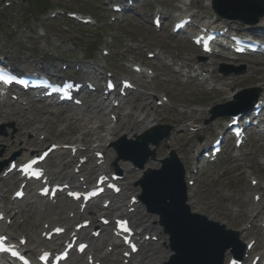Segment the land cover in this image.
Segmentation results:
<instances>
[{"label": "rangeland", "instance_id": "rangeland-1", "mask_svg": "<svg viewBox=\"0 0 264 264\" xmlns=\"http://www.w3.org/2000/svg\"><path fill=\"white\" fill-rule=\"evenodd\" d=\"M38 1L0 0V53H6L7 56L18 61L25 57L30 66H34L37 61H40V65L44 68L51 66L53 71L62 64L59 62V58H63L64 63L71 67H73V63L80 62L85 58L87 61L102 63L117 78L131 75L130 64L140 65L142 63L146 67L150 66L149 68L154 70L155 77L152 80L138 81V91L126 100L128 107L123 114L125 112L131 114L134 123L130 126H134V132L138 133L144 130L148 121L153 119L149 116L136 125L140 114L139 106L144 104L143 95L146 93L167 97L169 104L158 109L154 118L158 120L157 124H167L173 129H183L191 124L200 126L203 124V118H208V115L201 117L192 112L204 111L215 104L226 102L225 94L218 95L213 90L208 91L212 87H204L196 81H187L162 64L146 59V52L153 50H162L169 61L174 58L178 60L188 58L196 62L197 56L202 57L199 51L183 38L173 39L169 34V29L157 32L151 24L150 17L158 8L164 12V18H169L177 7H181L182 0H146L136 6L123 22H119L117 19L115 22H111L112 14L109 12V6L116 1L125 3L126 0H46V5L49 7L41 10L38 7L34 8L33 3ZM5 2L10 6H4ZM206 4V0H193L192 8L200 10L201 14H209ZM60 9L90 15L98 22L94 25L81 26L68 20L66 16H58L52 21L45 20L49 14L58 12ZM92 11L95 14H92ZM45 12L46 14H44ZM170 21H173V17ZM169 23L165 22L167 28H169ZM232 26L240 30L243 29L240 22H233ZM103 49L109 51L108 59H103L101 52ZM221 63L216 62L214 69L216 75L223 76L225 81L216 83L218 85L214 87L231 81V93L242 88H259V85L264 87V58L244 57L226 63L235 68L244 66V71L241 74L219 73ZM78 78H85V75L80 73ZM0 114L3 118L6 116L11 118L12 114L17 115L8 121L0 120V123H4V130L0 135L1 160L5 156L21 154L20 147L23 142L33 138V135H30L32 129L21 128L19 131L20 117H24L26 122L29 120L34 122V128H37L39 133H43L52 141L80 140L81 142L89 141L88 144L94 141L92 137L83 138L82 136V132L89 129L93 122H86V126H83L82 121L87 120L90 115L93 116V113L85 109H73L67 106L51 108L46 103H34L27 111L18 105L8 107L0 104ZM94 116L96 121L102 123L105 128L109 126L101 114L97 113ZM184 116L189 117L184 122L177 123ZM219 121L220 119L217 120V122ZM126 127L124 119L121 124L119 123L117 135H120ZM180 133L175 135L172 132L173 145L181 162L187 166L192 163V152L195 150L198 139L211 136V132L184 136ZM188 144L191 145L188 146ZM165 146V143L159 146L158 158H162L166 154ZM28 147L36 149V146ZM8 148H11L9 152ZM240 153L243 155L245 163L234 160L231 147L227 146L217 163L202 168L200 174L196 176L197 181L194 187L196 196L190 200L192 211L238 231L250 222L249 219L247 220L249 216L246 214L245 217L243 214L251 209L243 198V192L248 189L247 179L243 174L248 173V176L252 174L260 180L262 185L264 184V164L260 162L264 160V143L259 142L256 136L251 135L249 143L240 150ZM54 157L55 155H52L47 161L50 169L54 166ZM147 166L155 167L153 163ZM13 181L14 178L8 179L4 187L0 184V190L5 192L4 189ZM17 206L19 215L14 217V225L9 227V231L16 235H28V233L37 231L34 228L37 222V205L31 200H24ZM14 212L12 210L10 216ZM51 213L53 214V212ZM244 222L245 225H242ZM250 239L257 240V252H264L263 233L252 232L249 236Z\"/></svg>", "mask_w": 264, "mask_h": 264}, {"label": "bare ground", "instance_id": "bare-ground-1", "mask_svg": "<svg viewBox=\"0 0 264 264\" xmlns=\"http://www.w3.org/2000/svg\"><path fill=\"white\" fill-rule=\"evenodd\" d=\"M209 1L207 0L208 4L207 7L209 5ZM184 16H189V17H194L197 19L198 22L202 21L204 19V17L202 16H197L195 13H189V15H184ZM183 16V17H184ZM182 18V17H181ZM245 29L243 30V32L245 31H254L256 29H264V18L261 19L259 21L258 24H256L255 26H246L244 27ZM158 58L162 61V57L158 56ZM175 63V64H174ZM172 64L173 68L175 69L176 72H179V74L183 77H187L188 75H190L191 78H194L193 80H196L197 82H199L200 85H206V86H212L213 83H216L218 81H225L224 77H219L215 74V69L214 64L210 63V62H206V63H195V67H193L190 71L192 72L193 76H191L190 71L187 73V71H185V68L189 67L191 63H193L192 60L188 59V58H184V59H175V62ZM83 67H86L87 69L90 70H95V68H93V66L91 65H82ZM98 69H100V66L96 65ZM170 66V65H169ZM232 81L230 83H223L222 85H220L219 88H211L210 90L216 94H226L227 100L232 98V95L230 93V87H231ZM261 88V86H260ZM216 89V90H215ZM262 89V88H261ZM96 96L94 97V99L89 98L87 95H84L82 97V102L83 105L87 108H89L90 110H99L101 111L104 115H106L107 112V107L102 106V101L104 98V94H103V89L97 90L96 92ZM264 98V94H260L258 97V100H262ZM154 99V96L152 95H147L145 97V101L146 103L144 105L141 106V113L148 115L149 112L151 111H155L156 110V106L152 104V100ZM2 102L7 105V106H11V104L14 103L11 102V100L9 99V97L6 98H2ZM114 114V113H113ZM204 112H201L200 115L201 117L204 116ZM109 116V115H108ZM17 117V115L12 114L11 118H15ZM189 116H184L182 119L178 120L177 123H182L184 122ZM11 118H9L8 116L6 117H2V114H0V120H11ZM21 118V122L19 124V131H21L22 129H32L31 132H35L38 129L34 128V122L32 121H25L24 117H20ZM92 120H95V117H88L87 120H83V126H86V122H91ZM158 122L157 119H155L153 117L152 120L148 121L147 125H152L154 123ZM132 123V118L130 117L129 114H127V124H131ZM4 123H0V125H3ZM99 129H103L102 125L94 123L93 126L91 128H89L88 130L83 132V135H89L90 133H95L97 132V130ZM116 129V124H113V122H110V126L108 127V129L104 130V135L97 137L95 140L97 142L96 145H93L91 148H87L85 152H77V154L75 156H72L70 154V151L68 152L69 156L67 159H62L63 154H66V151L61 150L57 151V160L58 163L56 165V169L54 172L48 173L49 178L53 181V182H57V181H67L70 182L72 184H78L79 186H83V184L89 183L90 182V178L93 172H104L105 170H112L113 166H112V161L113 158L109 155H107V158L105 160L104 163H102L101 165H96V160H94L92 157L93 155L90 154L91 150L96 151V150H103V151H107L110 150V143L113 142L116 138V132L114 131ZM127 129H129V126L127 127ZM83 131V130H81ZM48 139H44L40 142L37 143L38 145V149L42 148L45 146V144L48 142ZM93 142V143H96ZM23 147L21 148L23 150V153L20 155L21 157L18 159L19 161L28 159L31 155L34 154V152H36V150H29L24 148V146H26V144H30L33 145L36 143V141L34 139H28L26 142H23ZM72 146H80L81 144L78 145V142H74L72 144ZM8 152L11 150V148L7 149ZM63 152V153H62ZM83 156H88L89 157V162H94L95 166L91 167L89 165L87 166H81L80 168V175L78 177H76L74 174L72 173H67L66 170L69 168H73L76 166L77 164V160L79 157H83ZM241 157V156H240ZM6 159V158H5ZM242 160V159H240ZM128 166H130V164H128ZM131 172L132 171H125V177L122 180V193L112 202V205L110 206L112 208L113 211H115L118 214H123V211L120 207V204L125 200V197L128 193H131L133 196V194L136 192L133 190L132 188V178L131 176ZM139 175V173H138ZM80 177H84L85 178V183H79L78 182V178ZM254 180V179H253ZM258 194L257 192H255V194H253L252 199L254 197V195ZM130 196V197H131ZM130 198H128L127 201H129ZM128 203V202H127ZM252 209L248 211V213L250 214L251 217H253V219H256L257 222H262V216L264 213L263 209H264V200L261 199L258 203H254L252 201L251 203ZM40 213L38 215V218L40 220L43 221V224H48L49 226H56L59 225L61 223H63L62 225H64L66 228L71 227L72 225V221H75L77 219L80 220H84V219H89V217L93 216V211H86L84 213H80L78 212V210L76 211L75 209V205L70 204V205H59L54 207L56 210V215L51 216L49 214V210L53 207H50L48 204H45L43 201L40 202ZM109 207V208H110ZM41 209L43 211H41ZM126 209V208H125ZM103 211V209H100ZM126 212V210H125ZM65 214H67V216H64ZM72 214L73 215V219L69 218V215ZM85 216L87 218H85ZM131 221L133 222V224L136 226L138 231H142V238L144 239V236L146 234L149 233V231H155L154 233L158 232L157 228L152 227V223L153 219L152 218H146V216L143 214L142 209L140 210L139 208L136 209L134 211V213H132L131 215ZM67 217V218H65ZM44 229L41 228L40 232H43ZM39 232V233H40ZM41 234V233H40ZM40 234L37 233H32L30 234V237L33 241V243L35 244L37 250H39L42 247H50V245H53V243H44L40 240ZM81 237L83 239H86L87 236L84 233L80 234ZM154 235V234H153ZM108 246L112 247V251L110 253L107 252H98L99 250H101V243H100V239L98 240H93L90 243V247L88 252L91 251V253H93V255L100 260V262L102 263H107V262H112L113 264L122 262L123 263V258L120 255L116 254V251L118 250L119 246L117 244V242L113 239L109 240V244ZM25 250L28 254L30 255H34L33 250L28 249L25 246ZM161 247L160 244H156V245H151V244H146V242L143 243V246L139 252L138 255L134 256L131 258V260H129L128 264H141L142 261L144 260H155V259H159V260H165L166 256H167V252L162 253L161 252ZM158 252H161L163 255H156ZM149 253H151L149 255ZM159 263V262H158ZM156 263V264H158ZM0 264H6L4 261L0 262ZM87 264V262H86Z\"/></svg>", "mask_w": 264, "mask_h": 264}, {"label": "water", "instance_id": "water-1", "mask_svg": "<svg viewBox=\"0 0 264 264\" xmlns=\"http://www.w3.org/2000/svg\"><path fill=\"white\" fill-rule=\"evenodd\" d=\"M214 7L221 15L255 24L264 17V0H215ZM249 91L241 95L248 94ZM256 96L252 98L254 102ZM232 113L229 106H220L215 111ZM159 129H152L139 137L142 142L140 157L148 156L147 143L157 135ZM134 145H138L136 142ZM172 153L163 161L161 171L147 172L142 180L143 193L140 197L150 212L159 214L165 232L170 235L171 249L175 256L169 264H221L226 250L236 243L230 231L218 223L207 221L200 215H191L185 207V186L180 164ZM137 165L141 162L135 160Z\"/></svg>", "mask_w": 264, "mask_h": 264}, {"label": "snow or ice", "instance_id": "snow-or-ice-1", "mask_svg": "<svg viewBox=\"0 0 264 264\" xmlns=\"http://www.w3.org/2000/svg\"><path fill=\"white\" fill-rule=\"evenodd\" d=\"M0 78H2V77H0ZM5 82H8V81H5ZM57 231H59V230H57Z\"/></svg>", "mask_w": 264, "mask_h": 264}]
</instances>
